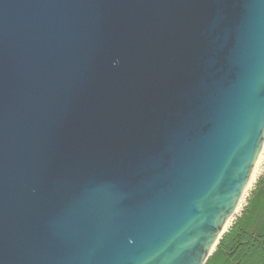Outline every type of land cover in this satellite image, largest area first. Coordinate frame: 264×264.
<instances>
[{"label": "water", "instance_id": "obj_1", "mask_svg": "<svg viewBox=\"0 0 264 264\" xmlns=\"http://www.w3.org/2000/svg\"><path fill=\"white\" fill-rule=\"evenodd\" d=\"M263 143L264 0H0V264H205Z\"/></svg>", "mask_w": 264, "mask_h": 264}, {"label": "trees", "instance_id": "obj_2", "mask_svg": "<svg viewBox=\"0 0 264 264\" xmlns=\"http://www.w3.org/2000/svg\"><path fill=\"white\" fill-rule=\"evenodd\" d=\"M205 264H264V172Z\"/></svg>", "mask_w": 264, "mask_h": 264}, {"label": "rangeland", "instance_id": "obj_3", "mask_svg": "<svg viewBox=\"0 0 264 264\" xmlns=\"http://www.w3.org/2000/svg\"><path fill=\"white\" fill-rule=\"evenodd\" d=\"M254 169L255 170H254V175L251 179V184L245 190L243 197L241 199V208H243V206L246 204V198L249 196L250 191L253 189V186H254L257 178L264 172V144H263V147H262L261 152L259 154V157L257 159V162L255 163ZM241 208H240V210H241ZM240 212L241 211H239V214H240ZM237 216H238V214L236 215V217Z\"/></svg>", "mask_w": 264, "mask_h": 264}, {"label": "bare ground", "instance_id": "obj_4", "mask_svg": "<svg viewBox=\"0 0 264 264\" xmlns=\"http://www.w3.org/2000/svg\"><path fill=\"white\" fill-rule=\"evenodd\" d=\"M264 144V143H263ZM263 147V146H262ZM261 152V151H260ZM260 154V153H259ZM259 157V156H258ZM258 159V158H257ZM256 162H257V160H256ZM255 162V163H256ZM254 167H255V165H254ZM254 167H253V172H251V177H250V179H249V182H248V184H247V187H246V189L250 186V184H251V179H252V177H253V175H254ZM245 189V190H246ZM240 208H241V201H240V203H239V205L237 206V209L235 210V212H234V214H233V217L231 218V220L227 223V225H226V229H228L229 228V226H230V224L232 223V221H233V219H234V217L239 213V211H240Z\"/></svg>", "mask_w": 264, "mask_h": 264}]
</instances>
